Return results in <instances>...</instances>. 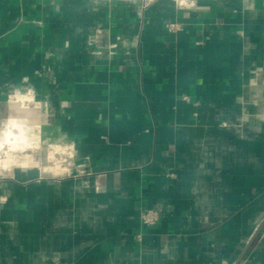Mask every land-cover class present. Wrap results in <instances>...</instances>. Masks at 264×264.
I'll return each mask as SVG.
<instances>
[{
  "label": "crops",
  "instance_id": "1",
  "mask_svg": "<svg viewBox=\"0 0 264 264\" xmlns=\"http://www.w3.org/2000/svg\"><path fill=\"white\" fill-rule=\"evenodd\" d=\"M188 3L0 0V264H264V0Z\"/></svg>",
  "mask_w": 264,
  "mask_h": 264
},
{
  "label": "rangeland",
  "instance_id": "2",
  "mask_svg": "<svg viewBox=\"0 0 264 264\" xmlns=\"http://www.w3.org/2000/svg\"><path fill=\"white\" fill-rule=\"evenodd\" d=\"M29 128L31 129V132L29 134L28 146L19 147L15 151L16 152L15 155H13L14 151H12V152L10 151L11 150L10 146H8L6 144H4V145L2 144L5 141L6 137L4 134L8 128L2 130V132L0 133V145H1V147H0V160L3 161V163L11 164L10 161L15 162L14 164L16 165L15 167L17 168L18 165L22 164V162L30 161V160H32V162L38 161L39 156H37V155H38V152L40 151L41 146L39 145L37 137L35 136V133H34L35 129L32 130V128L30 126H29ZM43 152H45V154H48V151H43ZM28 156H30V157L27 158ZM34 166L35 165H33L31 167H34Z\"/></svg>",
  "mask_w": 264,
  "mask_h": 264
},
{
  "label": "bare ground",
  "instance_id": "3",
  "mask_svg": "<svg viewBox=\"0 0 264 264\" xmlns=\"http://www.w3.org/2000/svg\"><path fill=\"white\" fill-rule=\"evenodd\" d=\"M15 108H18V107H15ZM10 120H9L10 124L8 126V129H7V131L4 134L6 138H5L4 143H2V144L3 145L6 144V145L10 146V148H11L10 151L11 152L14 151L13 155H15L16 154L15 151L19 147H21V146H28V144H29V142H28V139H29V133H28V131L29 130H28V127H26V125L23 124L22 121H19L17 119L16 120L15 119H12L11 121ZM0 147H1V145H0ZM10 162H11V165L12 166H16L14 164L15 162H12V161H10ZM21 165L31 167L33 165H35V166L37 165L38 166V163L37 162H32V160H30V161L22 162ZM21 165H18V166H21Z\"/></svg>",
  "mask_w": 264,
  "mask_h": 264
},
{
  "label": "built area",
  "instance_id": "4",
  "mask_svg": "<svg viewBox=\"0 0 264 264\" xmlns=\"http://www.w3.org/2000/svg\"><path fill=\"white\" fill-rule=\"evenodd\" d=\"M187 1L188 0H175L177 5L180 7H187L189 5V3L187 4ZM168 29L172 33H177V32L182 31L183 27L182 25L178 23H171L168 25ZM140 219H141L142 224L147 225V226H154L158 222L159 215L155 211L145 210V211H142Z\"/></svg>",
  "mask_w": 264,
  "mask_h": 264
}]
</instances>
